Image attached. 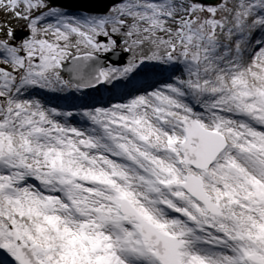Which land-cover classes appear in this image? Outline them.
Returning a JSON list of instances; mask_svg holds the SVG:
<instances>
[{"label": "snow or ice", "instance_id": "snow-or-ice-1", "mask_svg": "<svg viewBox=\"0 0 264 264\" xmlns=\"http://www.w3.org/2000/svg\"><path fill=\"white\" fill-rule=\"evenodd\" d=\"M0 264H264V0H0Z\"/></svg>", "mask_w": 264, "mask_h": 264}, {"label": "water", "instance_id": "water-1", "mask_svg": "<svg viewBox=\"0 0 264 264\" xmlns=\"http://www.w3.org/2000/svg\"><path fill=\"white\" fill-rule=\"evenodd\" d=\"M65 2L72 10H75V7L80 4H83L85 7L89 8H97L102 6V4L107 2V0H65ZM110 62L116 63V58H113Z\"/></svg>", "mask_w": 264, "mask_h": 264}, {"label": "rangeland", "instance_id": "rangeland-1", "mask_svg": "<svg viewBox=\"0 0 264 264\" xmlns=\"http://www.w3.org/2000/svg\"><path fill=\"white\" fill-rule=\"evenodd\" d=\"M103 94V96L106 98L107 97V93H102ZM114 102H116V101H114Z\"/></svg>", "mask_w": 264, "mask_h": 264}]
</instances>
